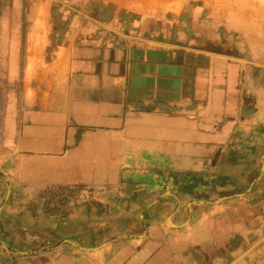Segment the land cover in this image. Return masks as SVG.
Instances as JSON below:
<instances>
[{"label":"crops","instance_id":"1","mask_svg":"<svg viewBox=\"0 0 264 264\" xmlns=\"http://www.w3.org/2000/svg\"><path fill=\"white\" fill-rule=\"evenodd\" d=\"M196 0H0V264H264V16Z\"/></svg>","mask_w":264,"mask_h":264},{"label":"rangeland","instance_id":"2","mask_svg":"<svg viewBox=\"0 0 264 264\" xmlns=\"http://www.w3.org/2000/svg\"><path fill=\"white\" fill-rule=\"evenodd\" d=\"M203 7L213 8L214 12L226 11L228 16H264V0H196ZM216 10V11H215ZM258 13V14H257Z\"/></svg>","mask_w":264,"mask_h":264},{"label":"bare ground","instance_id":"3","mask_svg":"<svg viewBox=\"0 0 264 264\" xmlns=\"http://www.w3.org/2000/svg\"><path fill=\"white\" fill-rule=\"evenodd\" d=\"M258 14V13H257Z\"/></svg>","mask_w":264,"mask_h":264}]
</instances>
